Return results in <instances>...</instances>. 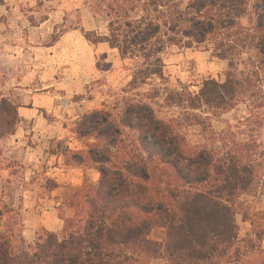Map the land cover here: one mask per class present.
Returning <instances> with one entry per match:
<instances>
[{"label":"rangeland","instance_id":"1","mask_svg":"<svg viewBox=\"0 0 264 264\" xmlns=\"http://www.w3.org/2000/svg\"><path fill=\"white\" fill-rule=\"evenodd\" d=\"M142 3L0 0V113L8 110L14 118L12 132L0 138V233L13 231L17 245L32 244L46 232L58 235L66 220L87 211V198L100 178L96 160L103 145L118 164L120 139L133 149L132 130L128 137L114 134L112 141L79 134L81 128L92 132L100 126V120L91 119L96 111L118 122L128 103H147L193 147L220 155L252 134L264 151V120L250 131L253 108L247 101L227 111L191 108L184 101L205 80L226 77L228 61L214 56L209 45L163 46L156 55L162 60L161 77L145 73L148 63L141 51L123 57L111 46L106 38L115 34L122 40L128 33L125 24L144 14ZM254 18L252 11L249 19ZM86 33L102 40L94 43ZM250 63L244 56L237 72H250ZM236 203L238 237L252 241L247 264H264V163L255 188ZM153 237L161 239V232ZM146 264L166 263L153 258Z\"/></svg>","mask_w":264,"mask_h":264},{"label":"trees","instance_id":"2","mask_svg":"<svg viewBox=\"0 0 264 264\" xmlns=\"http://www.w3.org/2000/svg\"><path fill=\"white\" fill-rule=\"evenodd\" d=\"M141 6L144 14L125 24L128 33L122 40L113 33L106 38L111 46L123 57L141 51L148 63L145 73L161 77L162 60L156 55L163 46L209 45L214 56L228 61L226 77L205 80L184 101L191 108L221 111L247 101L253 108L250 131L261 127L264 0H143ZM85 35L94 43L102 40ZM244 56L252 69L238 73ZM4 113L0 138L12 132L14 121L10 111ZM92 115L102 123L92 132L81 128L80 135L100 134V140L112 141L114 134L128 137L132 130L133 149L120 139L118 164L106 145L100 148V178L87 198L88 209L66 220L60 234L46 232L24 246L15 243L13 231L0 233V264H146L153 258L166 264H247L252 241L239 239L235 215L237 198L255 188L264 163V151L252 134L215 155L191 146L147 103H128L118 122L108 112ZM251 224L260 235L257 222ZM157 230L161 239L153 237Z\"/></svg>","mask_w":264,"mask_h":264}]
</instances>
